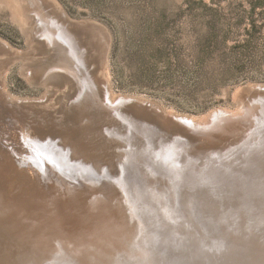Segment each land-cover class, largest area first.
<instances>
[{
  "label": "rangeland",
  "instance_id": "rangeland-1",
  "mask_svg": "<svg viewBox=\"0 0 264 264\" xmlns=\"http://www.w3.org/2000/svg\"><path fill=\"white\" fill-rule=\"evenodd\" d=\"M49 23H56L53 30L61 25L66 43L71 41L86 60L100 50L107 34L109 59L105 69L91 68L85 60L77 64L73 48L67 47L65 65H77L86 78L73 89L71 99H64L66 104L62 98L58 101L57 93L39 106L48 91L43 77L61 64L58 50L40 51L35 44L43 41ZM3 50L18 58L5 66L0 54L1 78L6 80L0 85L2 97L25 107L9 103L0 112V264L133 261L134 246L149 244L147 229L144 238L132 229L136 209L129 204L139 202L132 197L126 201L122 191L134 193L137 181L147 191L146 203L136 206L137 216L173 215L171 230L160 235L166 243L155 250L163 251L162 264H264V0H0V53ZM111 92L117 101L126 102L120 108L127 114L95 105L96 97L111 104ZM216 113L240 116V122L223 126V121L224 130H206L203 121L212 122ZM187 116L199 120L198 125L184 124ZM45 138L75 143L80 150L78 163H73L78 169L72 167L75 179L61 170L34 173L26 166L25 156L35 155L32 145H43ZM168 185L175 191V206L166 201L173 192ZM138 192L144 193L139 184ZM185 193L192 198L186 207L190 204L193 213L186 214L179 205ZM167 204L172 211L166 212ZM217 206L229 214L215 212ZM195 222L208 238L198 250L195 243L201 241L187 228ZM153 235L152 242L157 237ZM177 238L189 244L188 253L174 247Z\"/></svg>",
  "mask_w": 264,
  "mask_h": 264
},
{
  "label": "bare ground",
  "instance_id": "bare-ground-1",
  "mask_svg": "<svg viewBox=\"0 0 264 264\" xmlns=\"http://www.w3.org/2000/svg\"><path fill=\"white\" fill-rule=\"evenodd\" d=\"M56 6V5H55ZM57 8H58V6H57ZM18 9V8H17ZM43 20H44V22H48V21H46V20H48V19H44L43 18ZM21 21L23 22V23H28V21L26 22V19H25V16L23 15V17L21 18ZM71 21V20H70ZM71 23H75V22H73V21H71ZM78 23V22H77ZM77 23H75L76 25H78ZM24 24V25H25ZM44 24V23H43ZM54 24H56V23H51V25H50V23H49V26H51V28H52V30L53 29H55L54 27H55V25ZM74 25V24H73ZM71 26H72V24H71ZM82 26H83V24H82ZM85 26V25H84ZM51 28L49 27H47V29H45L46 31H44V33H43V41H38V42H36L35 44H36V46L40 49V51H43V49H46V50H48V51H53V50H58L59 51V54H60V61H61V64H59V63H57L56 65H54V69H53V71L52 72H50V73H48L45 77H43L44 78V80H45V82H44V85L47 87V89H48V91L45 93V95L43 96V100H40V102L38 103V104H36V105H39V106H42V105H45V102H49V101H51L52 99H53V97H54V95L55 94H57L58 93V95L56 96V98L58 99V101H59V99L60 98H62L63 99V102L62 103H64V104H66L65 102H64V99H66V98H68V99H71L73 96H72V91H73V89L74 88H76V86L78 87V83L80 82V84L81 83H83L84 82V80H85V78H83V75H85L79 68H78V66L76 65V66H73V65H68V64H66L65 65V63H67V62H69V61H67V59H66V56L64 57V55H63V52H65V49H68L67 47H70V50L72 49L73 51H70V53L71 54H73V58H76V63L77 64H79V63H81L82 62V64H84V60L85 61H87L88 63H89V66H91V68L93 67V66H96V67H98L99 68V70H100V68L101 69H105L106 67H107V64H108V57H109V49H110V38L108 37V35L107 34H103L104 35V40H102L103 42L102 43H100L101 44V47H100V50L96 53V54H92V56L91 57H88V60H86V59H83V56H82V54H79V52H77V50H76V47H74L75 45H73L72 44V42L71 41H69L70 43H71V45L69 44H67L66 42H67V40L68 39H66V38H63V36L65 37L66 35L65 34H67L66 32H65V29L63 30V28L61 27V25H60V27H59V29L58 30H51ZM40 30H42V28H40V29H38V32L40 33ZM75 30V29H74ZM35 32V36H36V34L38 35V32L37 31H34ZM89 34V33H88ZM40 35H42L41 33H40ZM39 35V36H40ZM80 36V35H79ZM67 37V36H66ZM77 38V37H76ZM75 38V39H76ZM77 41V40H76ZM86 41V40H85ZM95 41V40H94ZM88 43V42H87ZM94 43V42H93ZM65 44V45H64ZM75 44L77 45V43L75 42ZM78 46V45H77ZM94 48H95V46H94ZM79 49V48H78ZM85 50V49H84ZM93 52V51H92ZM1 55H3V56H1V59H4V60H6V63H7V65H5V66H9V65H11L13 62H15L16 61V58H18V57H15L14 55H13V53H10V51L9 50H3L2 51V53H0ZM70 57H71V55H69ZM90 56V55H89ZM71 57V58H72ZM21 58V57H20ZM24 59H26V58H24ZM72 60V59H71ZM25 63H27V64H29L30 65V63H31V61H28V59L25 61ZM3 65V64H2ZM5 68V67H4ZM9 68V67H8ZM86 68V67H85ZM84 68V69H85ZM91 68H90V70H91ZM94 68V67H93ZM1 75H2V73L0 72V85H5V82H6V80H2V78H1ZM87 79L88 78H90L89 76H88V73H87ZM101 76V75H100ZM103 78V77H102ZM104 79V78H103ZM88 81H90L89 79H88ZM88 81L86 80L85 81V83L87 84H85L86 86H88ZM104 82L106 83V85H107V89L110 91V85H109V83L107 82V80L106 79H104ZM90 83H91V81H90ZM3 91H1L0 90V112H3V110H5L7 107H9V103H10V105H12L13 107H15V108H19V109H22V108H24L25 107V105H22V106H20V105H17L16 103H14V102H12V101H7V99L5 100L2 96H4L3 95ZM95 93H96V91H95ZM70 94H71V96H70ZM59 97V98H58ZM46 98V99H45ZM95 98V97H94ZM97 98V99H96ZM95 99H94V103H96V101L98 100V102L95 104V105H99L100 106V108H102L103 110H105V111H109V112H113V111H115V112H117V110L120 108V105H122L123 106V104H125L124 102H119V101H117L118 99L117 98H115V96H114V94L111 92V94H110V101L112 102H110L111 104H103L102 102V100H100V98L99 97H96ZM56 100V99H55ZM96 100V101H95ZM138 100H139V98H138ZM137 101V100H136ZM139 102H141V101H139ZM75 103H77V106H78V104H79V101L77 100V102H75ZM74 103V104H75ZM128 103V102H127ZM71 106V105H70ZM135 107V106H134ZM121 109V112L120 113H117L118 115H122V114H127L128 112H126V110H124L123 108H120ZM218 113V112H217ZM215 114L216 116H214V117H212V122H210V120L208 121V120H204L203 122L205 123V125H207L206 127H208V128H206V130L208 129H222L223 128V130H224V127L223 126H226L227 124H228V122L230 123H232L233 125L234 124H239V120H238V118H240V116H225V115H223V116H221V115H218V114ZM228 113H231V112H229L228 111ZM247 113L248 112H246L245 113V115H243L242 116V118L243 119H246L247 117H245L246 115H247ZM112 115V114H111ZM127 117V116H126ZM126 117H124L125 119H126ZM4 118V117H3ZM131 118V117H130ZM124 119V120H125ZM128 119V118H127ZM133 119V118H132ZM131 119V120H132ZM187 120H188V122H185L184 124H186V125H188V124H190V125H194V126H196V125H198V121L195 119V118H192V117H189V116H187ZM223 121H225V124L223 125V126H221V123L223 122ZM135 122V121H134ZM201 123V122H200ZM215 123V124H214ZM203 125V124H202ZM193 126V127H194ZM201 126V125H200ZM237 126V125H236ZM1 127H2V125L0 124V133H3V131H1ZM199 127V126H198ZM202 127V126H201ZM203 128V127H202ZM203 129H205V128H203ZM199 130H200V128H199ZM198 130V131H199ZM205 130V131H206ZM204 131V130H203ZM201 132V131H200ZM209 132V131H208ZM212 132H214V131H212ZM204 133V132H203ZM131 133H129V135H130ZM135 134V133H134ZM133 136V135H132ZM132 136H130V137H132ZM135 136V135H134ZM150 138V137H149ZM45 140H47V142H43L42 144L43 145H37V144H33L32 145V148H33V151H34V153H35V155H29V156H25V159L26 158H29L28 159V161L27 162H25V160L23 159V158H21V161H23V162H25L26 163V166L29 168V169H32L33 171H34V173L35 172H44V173H47V172H50V173H52V174H55V170H61V171H64V172H67L68 174H69V176H70V178H73V179H75L76 178V171L74 170V169H72V167H76L77 169H78V167H77V164H74L73 165V163H78V160L76 159V153H79V152H77V148H75V143H72V144H69V143H62V141H61V143L60 142H58V141H55V139L53 138V139H47V138H45ZM149 142V141H148ZM145 143V142H144ZM61 144H64V146L63 145H61ZM69 146L71 147V148H69ZM145 146V145H144ZM11 147H12V145H11ZM64 147V148H63ZM142 149V148H141ZM78 151H80V150H78ZM129 151V150H128ZM49 152V153H48ZM46 153H48V155H49V157L48 158H50V159H48L47 157H46ZM61 153V154H60ZM255 153V152H254ZM261 153V152H260ZM262 154V153H261ZM47 155V156H48ZM12 156V155H11ZM262 156H264L263 154H262ZM51 157H52V159H51ZM256 158H258V156H255ZM255 157H254V160H257V159H255ZM32 158V159H31ZM131 158H132V156L130 155V156H128V158H127V160L129 161V160H131ZM253 158V157H252ZM65 159H67V161H69V159L71 160L70 162H66V160ZM254 160L252 161V162H254ZM209 161V160H208ZM233 161V160H232ZM258 161V160H257ZM261 161H263V160H261ZM213 162H216L215 160L213 161ZM248 162H251V160H249ZM260 162V161H259ZM210 163V162H209ZM228 163V162H227ZM231 163L232 162H230V165H231ZM245 163H246V161H245ZM221 164V163H220ZM242 164H243V162H242ZM249 164V163H248ZM260 164H262V163H260ZM89 165V164H88ZM207 165V164H206ZM225 165H226V163H225ZM224 165V167L226 168V166ZM227 165H229V163L227 164ZM251 165L252 166H254L252 163H251ZM236 166V165H235ZM234 166V167H235ZM264 166V165H263ZM262 166V167H263ZM219 167H220V165H219ZM218 167V168H219ZM247 167H249V165L247 166ZM256 167H259V166H257L256 165ZM261 168V167H260ZM76 169V170H77ZM222 169V168H221ZM228 169H230V166L228 167ZM249 169V168H248ZM251 169V168H250ZM249 169V170H250ZM264 169V168H263ZM259 170V169H258ZM70 171V172H69ZM71 171L75 174H71ZM203 171V170H202ZM213 171V170H212ZM251 171H254V170H251ZM250 171V172H251ZM257 171V170H256ZM261 171V170H260ZM262 171H264V170H262ZM92 172V171H91ZM170 171H168V173H169ZM176 172V171H175ZM199 172V171H198ZM204 172H205V170H204ZM204 172H203V174H204ZM209 171H207V173H208ZM233 172V171H232ZM235 172H236V170H235ZM93 173H94V171H93ZM93 173H91V174H93ZM211 173V172H210ZM214 173H215V171H214ZM213 173V174H214ZM218 173H219V171H218ZM223 173V172H222ZM231 173V172H230ZM56 174H57V172H56ZM237 174V173H236ZM240 174H241V176L242 175H244V174H242V171L240 172ZM250 174H252V173H250ZM234 175V174H233ZM239 175V174H238ZM255 175V174H254ZM264 175V174H263ZM222 176H224V175H222ZM235 176V175H234ZM240 176V177H241ZM246 176V175H245ZM244 176V177H245ZM261 176V175H260ZM259 176V177H260ZM210 177H211V175H210ZM239 177V178H240ZM253 177V174H252V176H250V178H252ZM258 177V176H257ZM256 177V178H257ZM171 178H172V176H171ZM217 178V177H216ZM225 178V177H224ZM233 178V177H232ZM236 178H238L237 177V175L235 176V178L234 179H236ZM241 178H243V177H241ZM246 178V177H245ZM247 178H249V177H247ZM173 179V178H172ZM261 179H263V178H260L259 180H261ZM193 180V179H192ZM206 180V179H205ZM204 180V181H205ZM207 180H208V178H207ZM213 180V179H212ZM220 180V179H219ZM219 180H218V182H219ZM226 180V179H225ZM224 180V181H225ZM229 180V179H228ZM237 180V179H236ZM252 180H253V178H252ZM127 181V180H126ZM175 181V180H174ZM210 181V180H209ZM220 181H222V180H220ZM245 181H246V179H245ZM264 181V180H263ZM263 181H260V182H263ZM138 182V183H137ZM136 182V184L134 185V187H135V189H134V193L132 194L131 193V191H129V190H127V189H122V191H123V194L126 196V201H127V199H129V198H133L134 199V203H137V202H139V203H137V204H129V207H131V208H134V216L131 214V216H132V220L135 222L134 224H133V226H132V229L133 230H139V231H137V232H139V233H137V234H140L139 236H141L142 238H144L145 237V232H146V229H147V233H148V236H149V239L147 238L146 239V241L148 242L149 241V244H148V246L146 247L148 250H149V252L150 253H152L151 254V257H149V255L148 256H145L146 255V248L142 245V243H140V242H138L139 243V246L137 247L136 245V247L134 246V248H136L135 249V251L133 252V253H131L132 255H131V258L133 259V261L132 260H129V263H127L126 261V264H132L134 261H135V263H138V264H152V263H155V262H157V264H162L161 262H159V260L162 258L160 255H162V252L163 251H158V252H156L155 250H156V248H157V250H159L160 248H158V246H161L162 244H164V243H166L165 241H163L162 240V238H160V235H161V233H163V232H166L167 231V229H170L171 230V225H170V222H171V220L173 219V215H170L168 218L166 217V214H164V215H159V214H157V215H155L154 217H140V216H137V207L136 206H138V205H140V204H142V203H146V201H147V199H146V193H147V191L145 190V189H143L142 188V186L140 185V181H137ZM182 182V181H181ZM226 182V181H225ZM224 182V184H226L227 185V183H225ZM231 182V181H230ZM241 182V181H240ZM248 182V180L246 181V183ZM255 182V181H254ZM254 182H252V183H254ZM260 182H258V183H260ZM207 183V182H206ZM221 183V182H220ZM222 183H223V181H222ZM246 183H244V184H246ZM257 183V182H256ZM138 184H139V186H140V188L143 190V194L141 193V192H138V193H136V187H138ZM202 184V183H201ZM204 184V183H203ZM216 184H218V183H216ZM231 184V183H230ZM241 184V183H240ZM244 184H242V185H244ZM264 184V183H263ZM183 185H184V183H183ZM198 185V184H197ZM207 185V184H206ZM213 185V184H212ZM235 185V184H234ZM246 185H250V184H246ZM255 185V184H254ZM258 186L260 185V184H257ZM172 186V185H171ZM189 186V185H188ZM205 186V185H204ZM219 187L221 186V184L220 185H218ZM228 186H229V183H228ZM236 186V185H235ZM252 186H253V184H252ZM252 186H250V187H252ZM258 186H255V188L256 187H258ZM170 190H172L173 191V188H171V187H169V185L167 186ZM191 187V186H190ZM197 187H199V185L197 186ZM210 187V186H209ZM226 186H224V188H225ZM230 187V186H229ZM229 187L227 188V189H229ZM231 187H232V185H231ZM234 187V186H233ZM232 187V188H233ZM240 187V186H239ZM244 187V186H243ZM126 188V187H125ZM192 188V187H191ZM241 188V187H240ZM240 188H239V191H240ZM245 188V187H244ZM246 188H247V186H246ZM176 189V188H175ZM198 189V188H197ZM202 189V188H201ZM201 189H200V191H201ZM208 189V188H207ZM235 189V188H234ZM234 189H232V190H234ZM249 189V188H248ZM251 189V188H250ZM254 188H252V190H253ZM262 189L264 190V187H263V185H262ZM261 189V190H262ZM195 190V189H194ZM213 190H215V188L213 189ZM222 190V189H221ZM224 190V189H223ZM256 190H258V188H256ZM256 190H255V192H256ZM259 190H260V188H259ZM258 190V191H259ZM262 190V191H263ZM171 191V192H172ZM203 191H204V189H203ZM209 191V190H208ZM218 191V190H217ZM227 190H225V192H226ZM228 191H230V190H228ZM227 191V192H228ZM244 192H245V190H243ZM248 191V190H247ZM149 192V191H148ZM170 192V193H171ZM175 191H173L171 194H170V197L169 196H166L165 198H169L168 200H166L168 203L169 202H172V203H170V204H172V205H174L175 206V200H174V197H175V193H174ZM181 192V191H180ZM183 192V191H182ZM191 192H192V190H191ZM190 192V194H192ZM195 192V191H194ZM204 192H206L207 194L209 193V192H207L206 190L204 191ZM221 192V191H220ZM222 192H224V191H222ZM237 192V191H236ZM250 191H248V193H249ZM252 193H253V191H251ZM251 192H250V194H251ZM184 193V192H183ZM198 193V192H197ZM212 193L213 192H211V196H212ZM232 193V192H231ZM238 193H240V192H238ZM263 193V192H262ZM262 193L260 194V195H262ZM188 194V193H187ZM200 194V193H199ZM204 194V193H203ZM217 194H218V192H217ZM227 194V193H226ZM230 194V193H229ZM233 194H234V192H233ZM257 194V193H256ZM184 195V194H183ZM238 195V194H237ZM236 195V196H237ZM241 195H242V193H241ZM240 195V196H241ZM253 195L255 196V194L253 193ZM188 196H189V194H188ZM194 196V195H193ZM210 196V195H209ZM231 196V195H230ZM235 196V197H236ZM258 196V195H257ZM172 197V199H170ZM183 197V199H181V200H179V201H181V203L179 204L181 207H183L184 208V206H185V213L187 214V213H189V212H191V213H193L194 211H193V208L190 206V204H189V207L190 208H187L188 206V203L190 202V201H188V200H191L192 198V196L190 197L191 199H189V197H186V193H185V195L184 196H182ZM213 197V196H212ZM218 197H220V195H218ZM222 197V196H221ZM223 197H225V196H223ZM260 197V196H259ZM263 197H264V195H263ZM195 198H196V196H195ZM197 198H198V194H197ZM196 198V199H197ZM205 198H208L209 199V197H205ZM213 198H215V194H214V197ZM213 198H211L210 197V199L212 200ZM217 198V197H216ZM248 198V197H247ZM251 198V197H250ZM254 198V197H253ZM194 199V198H193ZM201 199H203L202 197H201ZM223 199H226V198H223ZM241 199V198H240ZM255 199V198H254ZM253 199V200H254ZM152 200V199H151ZM199 200H200V198H199ZM220 200V199H219ZM219 200H217V201H219ZM231 200V199H230ZM229 200V201H230ZM253 200H251V202L253 201ZM213 201H215L214 199H213ZM221 201H222V199H221ZM220 201V202H221ZM234 201H235V199H234ZM161 202V201H160ZM164 202V201H163ZM209 201H207V203H208ZM216 202V201H215ZM225 203L224 204H226V200L224 201ZM242 202H243V200H242ZM241 202V203H242ZM246 202V201H245ZM245 202H243V203H245ZM249 202H250V200H249ZM260 201L258 200V203H259ZM184 205H183V204ZM210 203V202H209ZM248 203V202H247ZM152 204V203H151ZM191 204H193L192 202H191ZM212 204V203H211ZM221 204H223L222 202H221ZM229 204H230V202H229ZM233 204V203H232ZM149 205V204H148ZM171 205V206H172ZM179 205L177 204L176 205V207L177 208H179ZM194 205V204H193ZM215 203H214V207H215ZM152 206H153V204H152ZM169 204H167L166 205V212H168V211H170L171 209H172V207H171ZM187 206V207H186ZM195 206H196V203H195ZM225 208H226V206L227 205H223ZM238 206V205H237ZM237 206H235V207H237ZM240 206V205H239ZM201 207H203L204 208V206H201ZM206 207V206H205ZM209 207V206H208ZM231 204H230V209H231ZM234 207V206H233ZM233 207H232V209H233ZM241 207V206H240ZM176 208V209H177ZM210 208V207H209ZM225 208H223V207H219L218 208V206H217V208H216V210H215V212H217V213H220L221 215H228L229 214V212H228V214H227V211H225L224 209ZM261 208V207H260ZM181 208H179V210H180ZM211 209H213V208H211ZM210 209V210H211ZM227 209V208H226ZM207 210V209H206ZM229 210V209H228ZM172 211V210H171ZM193 211V212H192ZM239 211V210H238ZM143 212L145 213V212H149V210H146V209H144L143 210ZM207 212V211H206ZM243 212V211H242ZM203 213V212H202ZM214 213V212H213ZM216 213V214H217ZM197 216L198 217V214L197 213H195L194 215H192V219L193 218H195L194 216ZM251 215V214H250ZM203 216V215H202ZM196 217V218H197ZM232 217H233V215H232ZM205 218V217H204ZM224 218V217H223ZM259 218H261V217H259ZM263 218V217H262ZM224 219H226V218H224ZM224 219H222V220H224ZM256 219H258V218H256ZM194 221H196V219H193ZM178 221V220H177ZM176 221V222H177ZM197 221H199V219L197 220ZM248 221V220H247ZM200 222V221H199ZM208 222V221H207ZM187 223V222H186ZM172 224V223H171ZM180 224H181V221H180ZM183 224V223H182ZM210 224V223H209ZM158 225H161V226H158ZM170 226V227H169ZM177 226H178V223H177ZM187 226V225H186ZM237 226V225H236ZM240 226V225H239ZM172 227L174 228V226H173V224H172ZM176 227V226H175ZM179 227V226H178ZM184 227H185V225H184ZM251 227H252V225H251ZM250 227V228H251ZM186 228V227H185ZM187 228H190L192 231H194V232H196V235L198 236V239L201 241V243L199 242V244L198 243H195V245H197L196 246V248L199 246V245H201L202 244V242L204 241V239L206 238V234L203 232L202 233V229L204 228L203 226L201 227V225H197L196 224V222L194 223V224H192V228L191 227H187ZM207 229V228H206ZM241 229V228H240ZM239 229V230H240ZM169 230V231H170ZM187 230V229H186ZM219 230V229H218ZM237 230V229H236ZM238 230V231H239ZM259 230V229H258ZM144 231V232H143ZM191 231V232H192ZM230 231H232V230H230ZM235 231V230H234ZM251 231V230H250ZM168 232V231H167ZM166 232V233H167ZM185 234H186V232L185 231H183ZM194 232H192V234H194ZM245 232H247V230L245 231ZM153 233L154 234H157V237H159L158 239H157V237H155L156 238V241H157V243H156V241H150V239L152 238V237H154V235H153ZM189 233V232H188ZM187 233V234H188ZM243 233V232H242ZM249 233H251V232H249ZM178 234V233H177ZM229 234V233H228ZM163 235V234H162ZM184 235V234H183ZM190 235V234H189ZM212 235H213V233H212ZM215 235V234H214ZM260 235H262V234H260ZM259 235V236H260ZM144 236V237H143ZM188 236V235H187ZM216 236V235H215ZM193 237V236H192ZM211 237V236H210ZM225 237V236H224ZM261 238V237H260ZM137 239V238H136ZM194 239V238H193ZM206 239H208V238H206ZM168 240V239H167ZM172 240V239H171ZM177 240H179V242L177 243V244H175V246H174V244H173V246L174 247H176L177 249H178V251H181L182 250V252L184 251L185 253H188L187 251H188V245H186L185 244V242H183V240H181V238H177ZM192 240V239H191ZM191 240H190V242H191ZM261 240V239H260ZM136 241V240H135ZM134 241V242H135ZM139 241V240H138ZM168 242V241H167ZM186 242H188V241H186ZM216 242V241H215ZM239 242H241V241H239ZM261 242V241H260ZM137 243V242H136ZM97 244V243H96ZM146 244V243H145ZM154 244V245H153ZM156 244V245H155ZM258 244H260L259 242H258ZM158 245V246H157ZM218 245V244H217ZM132 246V245H131ZM156 246V247H155ZM192 246V245H191ZM203 246V245H202ZM245 246V245H244ZM247 246V245H246ZM254 246V245H253ZM155 247V248H154ZM213 248V247H212ZM229 248H231V247H229ZM234 248V247H233ZM257 248V247H256ZM132 249V248H131ZM189 249H190V247H189ZM199 248H197V250H198ZM209 249V248H208ZM249 249V248H248ZM129 250V249H128ZM134 250V249H133ZM187 250V251H186ZM202 250V249H201ZM213 250V249H212ZM203 251V250H202ZM209 251V250H208ZM228 251L229 250H227V252H225L226 254H229L228 253ZM104 252H105V250H104ZM104 252H100V253H103V255L105 254ZM191 252V251H190ZM230 252H231V250H230ZM84 253H85V255L87 256V255H92V254H90V252H88V250H84ZM137 253H139V254H141L142 255V257L143 258H139V256L137 257ZM164 253H165V251H164ZM220 253V252H219ZM145 254V255H144ZM215 254H216V252H215ZM232 254H234V253H232ZM240 254V253H239ZM84 255V254H83ZM100 255V254H99ZM145 257H144V256ZM165 255V254H164ZM163 255V256H164ZM189 255V254H188ZM207 255V254H206ZM214 255V254H213ZM213 255H212V257H213ZM218 255H220V254H218ZM224 255V254H223ZM223 255H222V258H223ZM230 255V254H229ZM102 256V255H101ZM191 256V255H190ZM189 256V257H190ZM210 256V255H209ZM215 256V255H214ZM233 256H235V254L233 255ZM93 259L92 260H94V259H98V257H95L94 258V256H91ZM149 257V258H148ZM60 258V257H59ZM82 258V257H81ZM211 258V257H210ZM83 259V258H82ZM186 259H188V256L186 257ZM188 260H190V259H188ZM60 262H62V260H60ZM63 262H66V263H69L67 260H64ZM76 262V261H75ZM74 262V263H75ZM119 262V261H118ZM77 263V262H76ZM120 264H123V263H121V261L119 262ZM119 263H117V264H119ZM212 263V262H211ZM55 264H59L58 262L57 263H55ZM70 264V263H69ZM72 264V263H71ZM134 264V263H133ZM214 264V263H213Z\"/></svg>",
  "mask_w": 264,
  "mask_h": 264
}]
</instances>
